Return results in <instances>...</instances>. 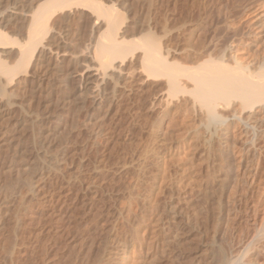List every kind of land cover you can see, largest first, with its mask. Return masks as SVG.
<instances>
[{
    "label": "bare ground",
    "instance_id": "6f19581e",
    "mask_svg": "<svg viewBox=\"0 0 264 264\" xmlns=\"http://www.w3.org/2000/svg\"><path fill=\"white\" fill-rule=\"evenodd\" d=\"M0 264H264V0H0Z\"/></svg>",
    "mask_w": 264,
    "mask_h": 264
}]
</instances>
